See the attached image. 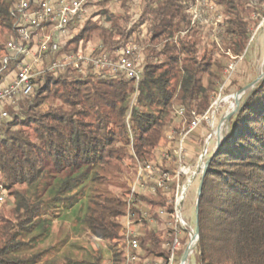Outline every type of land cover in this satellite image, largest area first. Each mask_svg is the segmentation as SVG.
Wrapping results in <instances>:
<instances>
[{"label": "trees", "instance_id": "16d2710c", "mask_svg": "<svg viewBox=\"0 0 264 264\" xmlns=\"http://www.w3.org/2000/svg\"><path fill=\"white\" fill-rule=\"evenodd\" d=\"M14 1L0 0V86L18 71L16 61L7 69L3 64L6 43L16 37L9 10ZM214 1L223 16L217 41L207 25H192L194 0H102L70 26L52 61L81 46L113 59L137 46L143 48L141 82L136 87L125 77H81L69 67L39 77L34 91L9 107L10 119L0 123V190L13 204L0 212V264H54L47 255L56 247L38 248L63 213L78 214L96 240L110 243L108 264H124L119 219L127 213L125 193L111 190H126L123 166L127 160L155 161L171 128L179 137L193 112L209 110L223 83L225 54L243 56L264 17V0ZM177 109H184L182 119ZM171 155L156 168L173 174L177 159ZM174 186L138 196L142 262L168 264V230L150 220L174 213ZM202 186L197 264H264V79L232 117ZM65 260L106 264L102 257Z\"/></svg>", "mask_w": 264, "mask_h": 264}, {"label": "built area", "instance_id": "2783aa9c", "mask_svg": "<svg viewBox=\"0 0 264 264\" xmlns=\"http://www.w3.org/2000/svg\"><path fill=\"white\" fill-rule=\"evenodd\" d=\"M102 0H15L9 9L14 20L16 37L6 43L8 55L3 58L4 69L9 67L11 61L17 62L18 71L9 75L7 81L0 86V123L10 119L9 107L17 108L19 101L24 99L37 87L39 77L50 73L57 76L66 71L69 67L77 70L82 76L89 75L103 76L111 75L132 81L136 87L139 86L142 78L140 61L143 55V48L129 46L121 49L118 58L113 59L107 55L94 56L95 50L84 49L82 46L77 53L63 56L62 59L52 61L54 57L69 38L71 25L81 23L90 13V5ZM194 24L209 25L210 34L217 41L218 34L222 33L223 16L214 0H194L189 8ZM255 18V15H254ZM258 25H264V18ZM260 26L257 28V31ZM254 39V36L252 40ZM250 40V42L252 41ZM249 42V43H250ZM230 57V53H227ZM31 58V62L28 61ZM47 63L46 68L44 67ZM212 104L209 110L203 115L195 112L190 117L187 125V136L180 138L179 150L177 152V168L169 174L161 172L160 169L149 163L136 162L132 180L128 185V192L124 196L127 206V213L119 219L124 236L123 244L119 250L124 251V264H162L160 262H142L141 250L137 235L139 233V220L134 213L135 207L139 205L140 194L153 195L157 189L169 190V186L175 183L174 213L168 218V242L165 247L170 250L168 264H176L177 252L182 248V239L187 233L192 239L195 230L190 229L187 221L182 216V207L186 200L188 189L193 179L200 175L203 159L208 154L206 149L198 158L196 166L184 165L185 158L183 143L198 130L203 124L212 127L215 118V105ZM176 115L182 119L184 109H177ZM166 159H170L169 155ZM186 181L182 182V178ZM3 197L0 195V202ZM166 214L161 213L163 218ZM147 217V214H144ZM151 223L156 224L153 219ZM190 244V243H189ZM187 244V246H189Z\"/></svg>", "mask_w": 264, "mask_h": 264}, {"label": "rangeland", "instance_id": "374dc122", "mask_svg": "<svg viewBox=\"0 0 264 264\" xmlns=\"http://www.w3.org/2000/svg\"><path fill=\"white\" fill-rule=\"evenodd\" d=\"M256 17V16H255ZM264 18V17H263ZM263 18L259 23L263 21ZM260 26V29L257 31V28ZM210 26L207 25V31L210 33ZM254 36V39L252 40ZM216 38L215 36L213 37ZM252 40L247 47L246 52L241 57H224L226 63V69L224 72L223 83L219 87V92L216 95L214 102H218L215 105V118L214 124L209 128L206 124H203L198 130H196L191 137L183 143L184 156L183 159L184 165L188 167L196 166L198 162V157L204 153L207 149L208 154L203 159V164L201 171L204 167V164L209 160L210 157L215 153L217 142L219 140L223 141L228 129L222 125L223 120L225 119L228 113H231L235 108V96L243 88L250 85L255 81L259 76L264 73V25H258L252 31ZM226 58V59H225ZM28 61L31 62V58H28ZM102 77H110L103 75ZM245 92L240 99L241 104L244 102L247 93ZM187 125L183 134L187 135ZM168 138L166 144L161 147L155 154V161H150L149 164L156 167L162 163L163 160H166V156L171 154L177 155L179 150V140L180 136L176 137L174 130L171 128L168 131ZM185 135L182 137L184 138ZM171 149V150H170ZM189 152V154H188ZM177 158V156H176ZM170 160V159H169ZM124 172L122 174V182L126 184V190H121L116 187H112L111 190L117 195H125L128 192L129 182L132 180L134 174L135 163L132 160H127L123 166ZM177 168V163L175 169ZM200 171V172H201ZM201 174L196 176L192 181L191 186L188 189L186 200L182 207V216L187 221L190 229L196 230V204L198 199V189L201 181ZM186 181V177L182 178V182ZM21 189V188H20ZM22 192L26 191V188L21 189ZM0 195L3 197V200L0 202V212L3 207L6 208V212L12 208L13 199H11L6 191L0 190ZM56 220L52 227V237L49 239L44 246L38 248H46L48 246H55L56 248L47 255L48 261L54 264H66L67 257H75L80 259L92 258V257H102L106 264H108L110 243L100 242L96 240L91 233L82 225L78 214H66ZM155 221V220H154ZM170 220H158L155 221V225L158 226V230L165 232L167 229V224ZM167 231V230H166ZM187 233L184 234V237ZM191 241L190 236L186 243L184 244L187 248V244ZM183 248V244H182ZM177 252V262L180 264L183 254ZM185 252V251H184ZM196 249L189 256L188 264H197L196 262Z\"/></svg>", "mask_w": 264, "mask_h": 264}, {"label": "water", "instance_id": "95a60500", "mask_svg": "<svg viewBox=\"0 0 264 264\" xmlns=\"http://www.w3.org/2000/svg\"><path fill=\"white\" fill-rule=\"evenodd\" d=\"M263 79H264V73L261 76H259L255 81H253L250 85H248L247 87L243 88L242 90H240L236 94V96H235V108L233 109V111L231 113H228L226 115L225 119L222 122V125L228 129V132H229V129H230V121H231L232 117H234L237 113H239V111L241 109V105L242 104L240 102L241 101L240 99L242 98V95L245 92L252 90ZM223 141L219 140L217 142V147H216L215 152H217L219 150V148H220V146H221ZM211 159H212V157H210V159L205 163L203 171H201L202 172L201 181H200V185H199V189H198V199H197V204H196V231H195V234L193 235L191 241L189 242L190 243L189 246H187V248H186V250H185V252L183 254V257H182V260H181L180 264H188L189 256L197 248V245H198L199 236H200V229H199V223H198L200 196L202 194V190H203V186L202 185H203L206 173H207V169H208L209 164L211 162Z\"/></svg>", "mask_w": 264, "mask_h": 264}, {"label": "crops", "instance_id": "0c3cea01", "mask_svg": "<svg viewBox=\"0 0 264 264\" xmlns=\"http://www.w3.org/2000/svg\"><path fill=\"white\" fill-rule=\"evenodd\" d=\"M184 129H185V126H184L183 131H182V133H181V135H180V138H182L184 135L187 136L186 134H183ZM184 138H185V137H184ZM188 154H189V152H188ZM196 164H197V163H196ZM195 179H196V177H195Z\"/></svg>", "mask_w": 264, "mask_h": 264}, {"label": "bare ground", "instance_id": "6f19581e", "mask_svg": "<svg viewBox=\"0 0 264 264\" xmlns=\"http://www.w3.org/2000/svg\"><path fill=\"white\" fill-rule=\"evenodd\" d=\"M107 76V75H106ZM84 77V76H83ZM205 165V164H204ZM204 168V167H203ZM202 171H203V169H202ZM196 231V230H195ZM123 251V250H122ZM124 252V251H123Z\"/></svg>", "mask_w": 264, "mask_h": 264}]
</instances>
